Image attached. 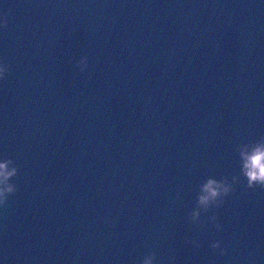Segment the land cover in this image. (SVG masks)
Here are the masks:
<instances>
[{
    "label": "water",
    "instance_id": "95a60500",
    "mask_svg": "<svg viewBox=\"0 0 264 264\" xmlns=\"http://www.w3.org/2000/svg\"><path fill=\"white\" fill-rule=\"evenodd\" d=\"M5 15L4 264H264V184L240 175L189 218L264 136V0H0Z\"/></svg>",
    "mask_w": 264,
    "mask_h": 264
},
{
    "label": "clouds",
    "instance_id": "9594fccd",
    "mask_svg": "<svg viewBox=\"0 0 264 264\" xmlns=\"http://www.w3.org/2000/svg\"><path fill=\"white\" fill-rule=\"evenodd\" d=\"M0 22L6 25L8 23L7 16H3ZM87 62L88 57L86 55L81 56L77 61L81 68L86 67ZM8 69L9 64L0 56V78L6 75ZM238 147L242 159L240 174L233 176L231 179L228 176H223L220 179L210 177L203 182L200 186L201 190L196 199L195 206L190 211V220L199 222L202 212L207 213L210 209L220 207L224 202V198L233 191L234 182L239 181L240 175L246 178L248 186H253L257 183L264 184V136L256 140L241 143ZM16 172L17 166L12 158L0 153V205L7 201L10 193H14L17 190L16 183L10 179ZM211 219L217 221V227H222L216 215H213ZM189 239H191L194 245L199 244V241L194 237ZM212 247L219 248L221 252L226 251L221 246L219 239L212 241ZM0 264H4V262L0 260ZM141 264H155V252L146 254Z\"/></svg>",
    "mask_w": 264,
    "mask_h": 264
}]
</instances>
